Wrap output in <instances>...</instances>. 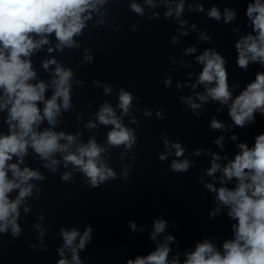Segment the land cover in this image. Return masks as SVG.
<instances>
[{
    "label": "clouds",
    "instance_id": "9594fccd",
    "mask_svg": "<svg viewBox=\"0 0 264 264\" xmlns=\"http://www.w3.org/2000/svg\"><path fill=\"white\" fill-rule=\"evenodd\" d=\"M122 2H126L127 9L137 17L156 21L162 15L175 25L176 35L169 41L172 45L179 44L181 38L192 33L197 34V44H212V36L206 30L184 18L186 14L206 12V19L232 25L230 31L236 37V67L245 73L253 65L264 69V0H246L245 21L242 23L238 22L237 7L221 9L213 3L206 11L201 0H0V113H4L0 119L7 126L0 130V237L10 235L12 239H19L23 236L21 220L40 203L48 175H59L65 184L75 183L76 176L81 175L89 190L121 178L129 180L137 159L133 149L138 144L139 132V121L132 113L156 121L166 119L161 108L153 113L150 109L137 107L139 98L124 87L118 88L116 108L120 110L119 115L107 101L100 105L93 114L95 120L90 119L84 128L111 126L106 134V144L111 149L120 150L121 171L118 173L104 159L109 149L98 144L95 137L83 142L80 131L57 130V126L64 123V114L75 110L74 87H82L84 81L75 80L74 84L73 68L63 66L55 58L42 61L46 71L55 66L47 83L38 80L33 69L32 55L50 43L52 34L58 43L48 47L49 54L80 48L74 38L83 37L90 24L92 28L109 26L119 31L107 17L112 13L111 5ZM139 26L140 20H136L130 30L134 32ZM242 28L249 30L242 32ZM197 44L182 50L183 57H193L199 71L195 78L192 72H188L187 79L175 82L177 91L191 90L190 94L180 95L178 99L185 106L184 110L197 120L202 118L209 101L226 106L230 123L213 116L208 122V130L231 132L228 139L235 144L237 151L229 157L224 134L212 139L219 151L203 147L189 151L182 141L171 140L162 132L163 151L157 159L164 163L171 158L168 170L177 174L188 173L195 167L193 157L207 160V167L199 169L197 180L212 197L214 207L209 209L208 216L216 219L226 215L232 238L225 239L218 246L214 243L216 236L202 237L194 242L192 250L189 247L181 249L172 232L165 234L169 227L179 231L180 226L158 215L153 217L148 231L152 249L147 254L127 258L124 264H264V131L255 136L251 147L246 141L237 142L239 134L235 131L255 125L257 115L264 118V71H256L254 79L242 86L240 81L230 80L228 59L220 51L215 47H204L197 54ZM168 59L171 67L166 70L162 83L170 89L173 78L167 72L177 64L183 68L191 65L185 59L178 61L171 54ZM94 60V52L86 47L80 67L92 64ZM92 84L101 87L99 80L93 79ZM199 86H203L202 92L197 91ZM49 87L51 96L46 98ZM102 87L104 95L113 91L110 83L105 82ZM93 103L88 101V106ZM221 110L220 107L216 109L217 112ZM125 117H128L127 124L124 123ZM77 120L82 117L77 116ZM30 151L32 160L41 167L26 162ZM130 153L131 162L124 163ZM200 199L207 201L208 197L202 194ZM45 220V212L40 209L36 221L31 224V231L36 233L37 239V243L29 245L31 250H47L49 232ZM127 227L136 234L147 230L146 225H138L135 220H128ZM94 231L90 223L83 228L61 225L57 236L62 243L56 250L58 258L54 264H89L91 258L82 257L81 253L86 252L92 242ZM10 242L0 239V250Z\"/></svg>",
    "mask_w": 264,
    "mask_h": 264
},
{
    "label": "water",
    "instance_id": "95a60500",
    "mask_svg": "<svg viewBox=\"0 0 264 264\" xmlns=\"http://www.w3.org/2000/svg\"><path fill=\"white\" fill-rule=\"evenodd\" d=\"M142 2V0H141ZM191 2V0H189ZM207 8L213 3L221 9L224 7H237L239 9L238 22L245 21L244 10L246 0H201ZM112 13L107 17L109 23H115L119 31H114L109 26L89 28L85 30L83 37L74 38L81 45L78 49H65L63 52L54 51L49 54L48 47H54L56 41L54 34L49 36L50 43L35 52L31 59L33 69L37 73V79L46 83L50 81V73L55 66H50L46 71L42 67V61L46 58H55L63 66L72 67L75 72V80H83L84 85L75 86L73 98L75 110H69L63 116L64 123L57 126V130H65L75 133L82 132L81 140L87 142L89 137H95L98 144L108 148L104 159L118 173L121 171L118 160L120 150L111 149L106 144V134L111 126L98 125L95 129H86L84 124L90 119L95 120L94 113L99 110L100 105L107 101L116 110L118 104V88L134 92L140 103L137 107L141 109L161 108L166 114V119L156 121L145 119L139 113L133 112L139 121L138 144L133 149L137 159L133 163L130 179H120L101 188L89 190L84 186L85 181L81 175L76 176L73 184L62 183L59 175H48L47 171H41L48 175L44 183V193L38 205H34L32 213L21 220L24 234L19 239H12L10 235L2 236L0 239L11 241L0 250V264H54L57 256V248L62 240L57 236L61 225H76L81 228L85 224H92L95 228L93 240L88 245L86 252L81 253L82 257L87 255L91 259L89 264H124L127 258L137 254H147L153 247L148 239V231L151 230L152 219L155 216L163 215L166 219L180 226L179 231L171 227L167 233L178 238L181 249L194 248V242L202 237L216 236L214 241L218 246L223 241L232 238L230 221L226 215L216 219H210L209 209L214 207L212 197L204 191L197 180V173L202 167H207V160L204 157H193L195 167L188 173L177 174L168 170V162H160L157 155L163 151L160 135L165 133L169 139L183 142L188 150L195 148H211L219 151L212 144V139L220 134L225 135L226 152L231 158L237 149L235 144L228 139L229 133L210 132L208 130L209 120L215 116L225 123H230L226 106L218 102L209 103L201 119L197 120L185 106L179 101L180 95H188L191 90L184 88L177 91L176 81L187 79V73L192 72L193 78L199 71L193 57H183L182 50L191 45L197 44V34L192 33L188 37L181 38L177 45L170 44V39L176 35L175 25L170 21L161 18L156 21H149L147 18L137 17L127 9L126 2L113 4ZM162 12V10H161ZM205 14L191 13L184 17L194 22L212 36V44L200 42L197 44L198 52L204 47H215L228 59L229 78L233 81H240L243 86L255 77L256 71H264L259 65L250 66L247 73L236 67L234 41L236 37L231 33L232 25H223L213 20H208ZM136 20H140V26L136 31H131L130 26ZM235 23V22H234ZM249 29L242 28L241 31ZM91 48L95 55L92 64H84L80 67L83 57V49ZM179 59H185L191 67L183 68L177 64L167 74L173 78L172 88H165L162 79L169 69V55ZM151 61V62H149ZM99 80L101 87H95L92 80ZM107 82L112 84L113 91L104 95L102 85ZM199 86L197 91H203ZM239 90H236L238 93ZM52 89L46 91V98H50ZM234 93V94H236ZM88 101H94L91 107ZM220 107L222 110L217 112ZM4 113H0L2 118ZM81 116L82 120H77ZM128 117L124 118L127 124ZM46 126V124L44 125ZM135 128L136 125H129ZM0 119V130H5ZM239 134L237 142L246 141L251 147L257 134L264 131V118L257 115V123L245 129H235ZM33 153H29L26 162L33 167H41L40 163L32 160ZM131 153L125 158L124 163L131 162ZM61 171H64L61 168ZM163 173V176H161ZM206 179L210 180L211 178ZM69 193L71 194L69 196ZM208 197L207 201L200 199L201 195ZM40 209L45 212V226L48 228L46 237L47 250L40 251L39 248L31 250L29 245L37 243L36 233L31 231V224L36 221ZM128 220H135L138 225H146L147 230L141 234L131 232L127 227ZM161 239V237H158ZM175 247V246H174ZM112 250L109 252V250Z\"/></svg>",
    "mask_w": 264,
    "mask_h": 264
}]
</instances>
